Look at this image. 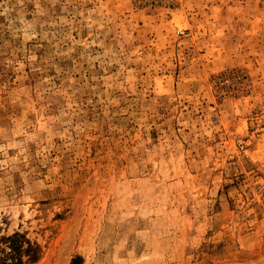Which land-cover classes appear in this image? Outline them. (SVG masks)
<instances>
[{
	"label": "rangeland",
	"instance_id": "1",
	"mask_svg": "<svg viewBox=\"0 0 264 264\" xmlns=\"http://www.w3.org/2000/svg\"><path fill=\"white\" fill-rule=\"evenodd\" d=\"M27 264H264V0H0V238Z\"/></svg>",
	"mask_w": 264,
	"mask_h": 264
},
{
	"label": "trees",
	"instance_id": "2",
	"mask_svg": "<svg viewBox=\"0 0 264 264\" xmlns=\"http://www.w3.org/2000/svg\"><path fill=\"white\" fill-rule=\"evenodd\" d=\"M40 248L23 233L0 238V264H27L39 259Z\"/></svg>",
	"mask_w": 264,
	"mask_h": 264
}]
</instances>
